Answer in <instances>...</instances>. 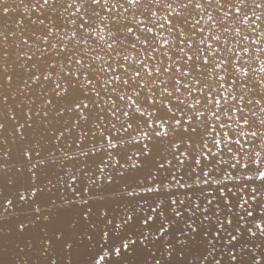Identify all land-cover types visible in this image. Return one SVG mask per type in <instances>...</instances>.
<instances>
[{"label":"snow or ice","instance_id":"snow-or-ice-1","mask_svg":"<svg viewBox=\"0 0 264 264\" xmlns=\"http://www.w3.org/2000/svg\"><path fill=\"white\" fill-rule=\"evenodd\" d=\"M0 264H264V0H0Z\"/></svg>","mask_w":264,"mask_h":264}]
</instances>
